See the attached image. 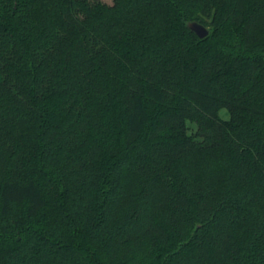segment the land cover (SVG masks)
Wrapping results in <instances>:
<instances>
[{
	"label": "trees",
	"instance_id": "1",
	"mask_svg": "<svg viewBox=\"0 0 264 264\" xmlns=\"http://www.w3.org/2000/svg\"><path fill=\"white\" fill-rule=\"evenodd\" d=\"M0 264H264V0H0Z\"/></svg>",
	"mask_w": 264,
	"mask_h": 264
},
{
	"label": "water",
	"instance_id": "2",
	"mask_svg": "<svg viewBox=\"0 0 264 264\" xmlns=\"http://www.w3.org/2000/svg\"><path fill=\"white\" fill-rule=\"evenodd\" d=\"M188 28L194 32L200 39H203L209 35V29L197 22L188 23Z\"/></svg>",
	"mask_w": 264,
	"mask_h": 264
},
{
	"label": "rangeland",
	"instance_id": "3",
	"mask_svg": "<svg viewBox=\"0 0 264 264\" xmlns=\"http://www.w3.org/2000/svg\"><path fill=\"white\" fill-rule=\"evenodd\" d=\"M100 1H102V2H104V3H107V4H112L113 3V0H100ZM220 116L223 118V119H228L229 118V112L226 110V109H222L221 111H220ZM191 126V128L194 130L195 128H196V126H195V124L193 125H190Z\"/></svg>",
	"mask_w": 264,
	"mask_h": 264
}]
</instances>
